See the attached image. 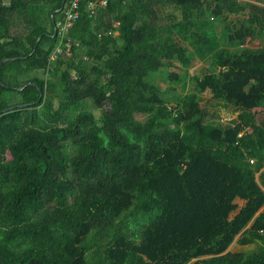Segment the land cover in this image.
<instances>
[{
	"label": "trees",
	"instance_id": "1",
	"mask_svg": "<svg viewBox=\"0 0 264 264\" xmlns=\"http://www.w3.org/2000/svg\"><path fill=\"white\" fill-rule=\"evenodd\" d=\"M66 3L0 0V264H264V0Z\"/></svg>",
	"mask_w": 264,
	"mask_h": 264
},
{
	"label": "rangeland",
	"instance_id": "2",
	"mask_svg": "<svg viewBox=\"0 0 264 264\" xmlns=\"http://www.w3.org/2000/svg\"><path fill=\"white\" fill-rule=\"evenodd\" d=\"M166 8L168 10H170V6H166ZM87 37H88V31H85L84 38H87ZM257 43L258 42L256 40L250 41V44L257 45ZM220 44H222V43L220 42ZM227 48L230 51L243 52L245 50L246 46L245 45H240L238 47L228 46ZM208 66H209L208 59H200V58L193 56L190 64L188 65V67L186 69V72L183 70V68H181V66L180 67L179 66H177V67L168 66L167 68L165 66V67L161 68V70H158L157 72H155L152 75H153V79L155 81H157L162 87H164L165 85L168 84L166 81L167 78L165 76L166 69H174L176 71H179L180 73H185L187 83L184 86V88L181 84L175 85V91L183 92V94H184L185 92L187 93L191 89H193L191 82H189V80H190L189 77L193 74H195V75L201 74L202 71L204 70V68L208 67ZM198 95L200 98V104L203 105L204 107H206L207 110L209 111V114L206 117V121H212L215 124V123H218L219 121L222 122L223 120H225L226 119L225 117L227 115L233 114L232 106L231 105L230 106L225 105L220 101H216V99L211 96V93L208 89L199 93ZM255 111H256V120L257 121L262 120V118L264 117V111L260 110V108H255ZM137 117H139L140 119H143L145 117V115L144 114H137ZM208 132L212 136L217 135V129L210 128V130ZM203 142L204 141L202 139H200L198 141L196 140V141L192 142L191 147H195V146H197V144L203 143ZM236 200L239 204H241L243 202L241 199H238V198ZM246 229H247L246 227L245 228L243 227L241 229L239 234H237L234 237L232 243L228 246V249H231V250L244 249L247 252H249L251 254V256H255V255L259 256L260 254H262V246L260 245L261 243L255 239L252 240V238L247 236Z\"/></svg>",
	"mask_w": 264,
	"mask_h": 264
},
{
	"label": "built area",
	"instance_id": "3",
	"mask_svg": "<svg viewBox=\"0 0 264 264\" xmlns=\"http://www.w3.org/2000/svg\"><path fill=\"white\" fill-rule=\"evenodd\" d=\"M109 0H67L65 7L63 8V18L57 21L56 31H59L62 35L66 30L79 18L81 11L84 10L88 15L99 9L106 7ZM60 47H57V51H60ZM225 120L231 118V114L225 117ZM250 161H253L250 158Z\"/></svg>",
	"mask_w": 264,
	"mask_h": 264
},
{
	"label": "water",
	"instance_id": "4",
	"mask_svg": "<svg viewBox=\"0 0 264 264\" xmlns=\"http://www.w3.org/2000/svg\"><path fill=\"white\" fill-rule=\"evenodd\" d=\"M64 1V0H63ZM55 32H56V30H55ZM6 60V58H4V59H2L1 61H0V64L3 62V61H5Z\"/></svg>",
	"mask_w": 264,
	"mask_h": 264
},
{
	"label": "crops",
	"instance_id": "5",
	"mask_svg": "<svg viewBox=\"0 0 264 264\" xmlns=\"http://www.w3.org/2000/svg\"><path fill=\"white\" fill-rule=\"evenodd\" d=\"M256 108H259V107H256ZM255 109V108H254Z\"/></svg>",
	"mask_w": 264,
	"mask_h": 264
}]
</instances>
